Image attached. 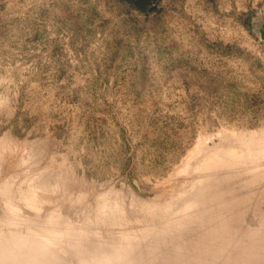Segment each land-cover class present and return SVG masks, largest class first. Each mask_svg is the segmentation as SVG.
Listing matches in <instances>:
<instances>
[{
    "label": "rangeland",
    "instance_id": "obj_1",
    "mask_svg": "<svg viewBox=\"0 0 264 264\" xmlns=\"http://www.w3.org/2000/svg\"><path fill=\"white\" fill-rule=\"evenodd\" d=\"M0 185L105 238L264 230V0H0Z\"/></svg>",
    "mask_w": 264,
    "mask_h": 264
},
{
    "label": "bare ground",
    "instance_id": "obj_2",
    "mask_svg": "<svg viewBox=\"0 0 264 264\" xmlns=\"http://www.w3.org/2000/svg\"><path fill=\"white\" fill-rule=\"evenodd\" d=\"M8 188H0L6 199L0 217V264H264V230L246 227L227 237L222 232L226 223H219L192 236L190 222L183 218L159 233L120 232L105 238L91 228V219L68 212L69 206L58 203L41 212L44 203L37 201L34 190L20 196L19 205L10 200ZM22 207L31 208L32 215ZM105 212L107 222L118 220L113 209ZM15 223L23 224V229L13 230Z\"/></svg>",
    "mask_w": 264,
    "mask_h": 264
}]
</instances>
